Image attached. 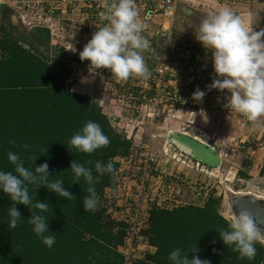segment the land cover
I'll return each mask as SVG.
<instances>
[{
    "label": "trees",
    "instance_id": "obj_1",
    "mask_svg": "<svg viewBox=\"0 0 264 264\" xmlns=\"http://www.w3.org/2000/svg\"><path fill=\"white\" fill-rule=\"evenodd\" d=\"M5 19L6 13L0 40V171H14L7 158L9 152L20 154L25 167L31 169L32 165L33 171L48 163L50 180H63V187L74 198L67 200L44 187L28 185L33 202L50 205L43 215L48 219V234L56 237V243L49 249L33 232L28 207L15 205L22 217L17 228H9L7 209L13 202L0 190V264H123L124 253L118 246L124 244V224L108 219L103 199L104 189L114 185V176L106 173L100 177L95 185L100 203L94 212H85L83 198L88 195V185L83 179L73 183L70 164L74 159L93 168L96 175L95 162L106 165L111 161L116 170V158L127 154L133 143L125 123L118 116L105 114L91 96L71 89L68 80L73 59L63 46L52 44L47 28L25 27L17 33ZM53 48H61L59 54ZM88 121L98 123L110 141L91 154L77 152L68 143ZM23 144L30 148L24 150L20 147ZM32 157H37L33 163ZM259 172L264 175V166ZM220 202L221 196L213 193L202 204L150 209L146 235L155 250L133 264H170L172 250L187 251L194 246L200 251H188L189 259L196 255L211 264H250L238 259V253L220 239L219 231L230 223L219 211ZM256 248L251 264H264V245L257 243Z\"/></svg>",
    "mask_w": 264,
    "mask_h": 264
},
{
    "label": "built area",
    "instance_id": "obj_2",
    "mask_svg": "<svg viewBox=\"0 0 264 264\" xmlns=\"http://www.w3.org/2000/svg\"><path fill=\"white\" fill-rule=\"evenodd\" d=\"M107 2L109 0H0V40L2 16L6 9L8 17L15 13L26 28H47L52 41H58L70 55L79 57L86 45V35L81 40L75 35L76 30L69 28V25L65 27L64 21L72 20L66 15L81 17L82 21L76 25H83L85 31L90 33V41L92 34L107 23L101 18ZM188 3L189 0H136L139 18L147 25L143 35L150 44L143 53L152 73L148 80L117 82L107 69L98 70V75L104 77L109 87L102 94H108L120 106L116 116L124 121L127 137H136L139 132L143 137L139 143L133 138L127 154L116 158L118 166L114 185L103 191L105 215L115 224H124V244L118 246V250L124 253L123 264H133L155 250L154 246L148 244L146 235L150 209L177 206L179 200L170 197L173 187H190L183 173L168 171L171 166L164 168L162 165L164 159L171 160V164L177 167H180L179 164L189 166L188 161H191L167 151L168 136L172 132H185L167 129L163 125L165 120L174 119L179 113L196 117L209 111L211 116L241 117L245 123H249L246 118L225 107L227 91L209 88L215 78L214 69H209L197 54L194 55L188 47H176L171 42L166 43L165 47L152 44L153 37H166L169 40L170 36L168 28L163 25L153 31L155 18L162 17L172 23L176 20L180 4ZM74 48L75 51H72ZM76 63L83 70H88L90 61L80 60ZM197 89L205 92L201 101L193 99ZM194 107L200 108L196 111ZM144 138L150 139L149 143ZM156 138H165L159 153L152 146L154 142H151ZM169 148L172 150L173 147ZM194 167L199 166L195 164Z\"/></svg>",
    "mask_w": 264,
    "mask_h": 264
},
{
    "label": "clouds",
    "instance_id": "obj_3",
    "mask_svg": "<svg viewBox=\"0 0 264 264\" xmlns=\"http://www.w3.org/2000/svg\"><path fill=\"white\" fill-rule=\"evenodd\" d=\"M104 9L101 18L107 23L92 34L91 40L79 53L80 60L90 61L88 72L91 76L98 75V70L107 69L117 82L148 80L152 73L143 53L150 44L143 35L147 25L139 18L136 0H109ZM253 25L251 15H239L229 6L221 5L201 21L196 39L212 54L215 78L209 88L227 90L229 95L225 107L246 118L254 129H261L264 128V29L254 31ZM204 95V91L197 89L193 99L201 101ZM68 143L77 152L91 154L107 147L110 141L98 123L88 121ZM20 147L27 151L30 145ZM7 158L14 165V171H0V190L13 202L7 209L8 226L10 229L17 228L22 217L15 205L28 207L32 213L28 221L33 232L43 245L51 249L56 237L48 234V219L43 215L49 211L50 205L46 201L33 202L28 185L35 186V189L44 187L67 200L74 196L65 190L63 180H50L48 163L40 164L33 171L32 165L31 169L25 167L20 154L9 152ZM36 159L32 157V163ZM70 171L73 183L83 179L88 185L83 209L94 212L100 203L95 185L106 173L115 175L113 163L109 161L104 165L100 161L95 162L94 175L93 168L73 159ZM219 236L225 246L238 253V259H246L250 264L257 255L256 244L264 245V229L247 211L235 214L228 228L219 231ZM188 251L198 253L200 249L196 246L187 251L176 248L169 254L170 264H211L196 255L189 259Z\"/></svg>",
    "mask_w": 264,
    "mask_h": 264
},
{
    "label": "rangeland",
    "instance_id": "obj_4",
    "mask_svg": "<svg viewBox=\"0 0 264 264\" xmlns=\"http://www.w3.org/2000/svg\"><path fill=\"white\" fill-rule=\"evenodd\" d=\"M259 1H261V3L264 4V0H259ZM189 2L195 3V0H189ZM186 5L189 6L188 4ZM253 11L254 13H257L255 10H251V12ZM259 12H261L262 14L264 13V10L263 11L258 10V13ZM199 16H201L202 20L206 17V15L203 13H200ZM257 17L259 18L258 14H257ZM71 19H72L71 21L67 20L66 21L67 23H64V26L66 27L67 25H69V28H71L72 30H76L75 35L77 36V38L81 40L86 35L85 44H87L89 42L88 39L90 38V33L85 31V29L83 28V25H80V24L76 25V23H80V21H82L81 17H78V15H76L72 17ZM257 21L259 20L254 19L253 24H255ZM260 21L264 22V14L261 16ZM57 22L59 23V21ZM183 22L186 23L187 25L185 28L186 30L189 31V36H190L189 40H193L197 44L196 47L202 49L203 47L201 43L197 41L196 39V34L199 29V25L198 26L196 25L198 21L197 23H194L190 21L189 18L183 17ZM184 23H181V24H184ZM24 25L25 24H22V23H20L19 25H14L13 30H15V32L25 31L26 28L24 27ZM174 29L172 32L173 38L174 40L177 41L178 39L183 37V34L182 36H179V34L183 33V30H180L179 28H174ZM182 29H183V25H182ZM253 30L260 31L261 28H258L256 27V25L255 26L253 25ZM75 43H78V40H75ZM52 44H56L57 46L58 45L60 46L58 41L57 42L52 41ZM53 49L57 50L56 53L58 52V50H61V48H53ZM193 54L196 55V53H193ZM68 55L70 56L69 53ZM75 59H76L75 61H79L78 58H75ZM72 62L70 64H72ZM84 72H85V75L87 76L90 75L88 70ZM91 77L96 79L97 82H99V80H104V77H100V75H95ZM79 86L80 85H77L78 89H79ZM108 88L109 87L107 84L106 91ZM106 91H102V93ZM105 95L107 97H104ZM97 102L102 107V109H103V105H105L106 103H108L107 106L113 107V109H108L106 111L103 110V112L107 114L109 117H113L119 114L120 106L117 103H115L113 98L109 96L108 94H102L100 99L97 100ZM199 108L200 107H194L196 111L199 110ZM206 113L210 114L209 111H204L203 113H201V115H206ZM178 116H179L178 121L181 122L180 127L185 128L187 125L190 126L189 128H185L183 132H186V131L192 132V131L202 130L205 132V134L207 133L206 135L208 137L214 139V142H216L218 147L220 148V154H221L220 156L223 155V162H222V158L220 157V161L215 165V167H217L218 169H212L214 167H210L211 169H207V170L201 169L200 170V166L198 168L194 167L195 166L194 161H188L189 166H186V164H179L180 167H177L173 163L171 164V160L164 159V161H162V165L164 166V168L171 166L170 169L168 168L169 169L168 171H171L174 173H177V172L183 173L187 177V181L190 184V187H185V186H180V187L174 186L173 187L174 190H172V192L170 193V197L176 198L179 200L177 203V206L184 205V204H195V205L200 204V203L202 204V201L205 197L214 193V195L221 196V202L219 205L220 213L228 220H231V218L233 217L232 199L235 196L234 194L236 193H248L249 194L250 193V194L259 195L260 197H264V184L260 182L252 181L251 180L252 177L250 175L246 174L244 171H242V169L240 170V168L242 167V163H244L246 160V157H248L247 159L248 162L250 161L249 158H251V154L247 153L246 148L242 149V147L241 148L238 147V149H236L234 145L232 144V142L228 143V140L230 138L226 137V141H225L222 134H219L220 132L215 131V129L217 128L214 125H211L210 123L207 125H204L201 122L200 115L196 117H193V116L188 117L182 113H179ZM216 116L219 117V114H216ZM238 118L241 119L244 126H248L250 124V123H245L241 117H238ZM174 120H177V119H173V118L166 119L163 125L167 127V129L173 128L171 124L173 123ZM205 127L207 128L208 131L205 130L206 129ZM214 132L216 133L214 134ZM177 137H179L182 141H186L189 144H191V146H193V148L195 149V153L197 157L202 155L208 158L209 160H214L215 162L217 161L216 154L213 152L209 154L204 145L186 136L178 135ZM133 138L135 139L136 143H139L140 140L143 141V137L141 138L140 132L137 133V136ZM133 138L131 139L134 140ZM252 139L253 140L251 141V148L256 150L258 148L264 147V138H261L258 141L255 140L254 138ZM144 140L146 141L148 140L147 141L148 143L150 141V139H146V138H144ZM234 140L237 142V139H234ZM164 141H165V138H156L155 141H151L152 143L154 142L152 146L154 150L157 151V153H159L162 150L161 146L163 145ZM243 173L246 176H243L242 175ZM258 175H261L260 172H258ZM260 177H262V175Z\"/></svg>",
    "mask_w": 264,
    "mask_h": 264
},
{
    "label": "crops",
    "instance_id": "obj_5",
    "mask_svg": "<svg viewBox=\"0 0 264 264\" xmlns=\"http://www.w3.org/2000/svg\"><path fill=\"white\" fill-rule=\"evenodd\" d=\"M188 5L189 6L186 5L185 8L184 7L179 8L176 20L172 23H169V21L165 20L162 17H156L153 24V31L160 29L162 27L161 25H163L165 28H168V32L170 33V36H169V40H167L166 37H153L151 41L155 47H165L166 43L168 42H171L172 45H175L176 47H188L193 53H196L201 59H203L206 62V64H208L209 69L213 68L212 54L210 51H207L204 48L201 49L196 47L197 44L193 40H189L190 37L189 31L186 30L185 28L187 25L186 23L183 22V17L189 18V20L194 23H197L198 21V23L196 24L198 26L200 25L202 20L201 16H199L200 13H203L207 16L210 13L216 11L221 5H227L235 13L239 15H251L253 20L258 19L259 21H257L254 24V26L256 25V27L264 29V22L260 21L261 16L264 13L262 14L261 12L258 13V10H262V11L264 10V4L261 3V1L259 0H195V3L189 2ZM251 10H255L257 13H254V11L251 12ZM186 11H190V13L187 14ZM257 14L259 18L257 17ZM66 16L74 17L72 14L69 13ZM64 23L67 22L64 21ZM182 25H183V29H182ZM174 28H179L180 30H183V33L179 34V36H182L183 34V37L178 39L177 41L174 40L173 38L172 32ZM69 57H71L73 59L72 61L74 62L70 64V68L72 69V74H71V78H69L68 80V83H71V89L81 94H87L91 96L95 101L100 99L102 95V91H106V86H107L106 80L105 81L99 80V82H97L96 79L92 78L90 75L88 76L85 75L84 71L86 70H83L82 67L79 66L75 61L76 60L75 58H78L79 61L80 58L74 55L72 56L70 55ZM77 85H80L79 89L77 88ZM94 94L96 95V97ZM104 97L107 96L105 95ZM107 105L108 103L103 105L104 111L108 109H113V107H109ZM191 116L194 115H190V117ZM178 117L174 118L177 120H174L173 123L171 124L173 130L177 132H182L185 128L190 127L189 125H187L185 128L180 127L181 122L178 121L179 120ZM200 118H201V122L204 125H207L209 123L211 125H214L217 128L215 129V131L220 132L219 134H222L225 141H226V137L230 138L229 139L230 141L228 140V143L232 142V144L236 149H238V147L240 148L242 147V149L243 148L247 149V153L251 154V158H249L251 163L250 161L249 162L247 161L248 157H246V160L244 163H242V167L240 168V170L242 169V171L250 175L252 177L251 179L252 181H256L264 184V176L262 175V177H260L261 175H258V172L264 166V147L258 148L256 150L251 148V141L253 140L252 138H254L257 141L260 140L261 138H264V133H263L264 128L254 129L251 126V124H249L248 126H244L241 119L235 116L229 118H220L216 115L211 116L209 114L208 115L206 114V115H200ZM205 130H207V128ZM216 132H214V134ZM234 139H237V142ZM206 149L209 154H211V152L215 153L214 151H211L207 147ZM220 157L222 158V162H223V155ZM204 161L208 166H213L219 162V159H217V161L215 162L214 160H209L208 158L205 157Z\"/></svg>",
    "mask_w": 264,
    "mask_h": 264
},
{
    "label": "water",
    "instance_id": "obj_6",
    "mask_svg": "<svg viewBox=\"0 0 264 264\" xmlns=\"http://www.w3.org/2000/svg\"><path fill=\"white\" fill-rule=\"evenodd\" d=\"M186 5L180 4V7L185 8ZM185 11V9H184ZM186 13H190V11H186ZM10 22L14 25H19L20 21L18 16L13 13L10 15ZM178 135L186 136L204 146L209 148L211 151H214L216 154L217 159L220 161V148L218 147L217 143L210 137H208L204 131H186L185 134H180L176 132H172L171 135L168 136L167 140V151L169 153H177L180 156L184 157L185 159H189L194 161L195 164L204 168V169H211L210 167H214L212 169H218L213 166H208L204 159V156H196L195 149L191 144L186 141H182ZM202 139V140H201ZM172 146V150L169 148ZM235 196L232 199V211L233 215L239 214L240 211H247L251 214V216L255 219L257 224L260 225L262 229H264V197H260L255 194H234Z\"/></svg>",
    "mask_w": 264,
    "mask_h": 264
},
{
    "label": "flooded vegetation",
    "instance_id": "obj_7",
    "mask_svg": "<svg viewBox=\"0 0 264 264\" xmlns=\"http://www.w3.org/2000/svg\"><path fill=\"white\" fill-rule=\"evenodd\" d=\"M4 13H6V15H7V19H5V21H4V23L5 24H9V23H11L10 22V18L8 17L9 15H8V11L6 10V9H4V11H3V15H4ZM4 20V19H3ZM12 24V23H11ZM12 25H14V24H12Z\"/></svg>",
    "mask_w": 264,
    "mask_h": 264
},
{
    "label": "bare ground",
    "instance_id": "obj_8",
    "mask_svg": "<svg viewBox=\"0 0 264 264\" xmlns=\"http://www.w3.org/2000/svg\"><path fill=\"white\" fill-rule=\"evenodd\" d=\"M236 194H248V193H236ZM234 216V215H233Z\"/></svg>",
    "mask_w": 264,
    "mask_h": 264
}]
</instances>
